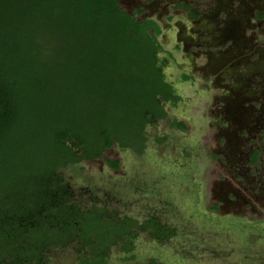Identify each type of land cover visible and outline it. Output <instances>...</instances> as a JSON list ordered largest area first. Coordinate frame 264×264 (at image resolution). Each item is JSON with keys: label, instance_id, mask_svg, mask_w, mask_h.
<instances>
[{"label": "rangeland", "instance_id": "1", "mask_svg": "<svg viewBox=\"0 0 264 264\" xmlns=\"http://www.w3.org/2000/svg\"><path fill=\"white\" fill-rule=\"evenodd\" d=\"M119 5L141 8L140 17L160 24V67L179 99L164 103L166 118L145 124L140 150L114 144L99 158L59 169V176L77 194L89 187L104 197L108 212L155 215L177 228L175 237L162 242L140 233L125 264H264V0ZM126 91L140 98L137 89ZM99 93L95 89L90 96ZM127 116L125 110L113 119L122 130L130 124ZM172 119L186 128L171 126ZM3 150L2 160L11 151L15 158L22 153ZM104 158L117 160L118 167ZM76 247L71 241L47 250L45 264H72ZM108 257L109 264L122 263L117 247Z\"/></svg>", "mask_w": 264, "mask_h": 264}, {"label": "trees", "instance_id": "2", "mask_svg": "<svg viewBox=\"0 0 264 264\" xmlns=\"http://www.w3.org/2000/svg\"><path fill=\"white\" fill-rule=\"evenodd\" d=\"M141 14V8L124 10L119 0H0V154L22 151L0 159V261L45 264L47 250L78 240L89 264H105L106 244L122 240L124 252L133 250L136 221L118 228L100 216L105 209L79 211L57 171L99 158L114 144L140 150L145 124L166 118L164 103L179 99L160 67L162 28ZM95 89L101 93L93 99ZM128 89L140 98L129 97ZM125 110L135 119L127 116L122 130L113 119ZM169 123L186 128L177 119ZM138 228L150 229L159 242L175 234L156 218Z\"/></svg>", "mask_w": 264, "mask_h": 264}, {"label": "flooded vegetation", "instance_id": "3", "mask_svg": "<svg viewBox=\"0 0 264 264\" xmlns=\"http://www.w3.org/2000/svg\"><path fill=\"white\" fill-rule=\"evenodd\" d=\"M136 9V8H135ZM113 147V146H112ZM112 147H110V148H106V149H111ZM104 152V151H103ZM103 154V153H102ZM75 164H78V163H74V164H67L66 166H64V168H70L72 165H75ZM111 166V165H110ZM112 167V166H111ZM118 167V166H117ZM113 168V167H112ZM65 178V177H64ZM68 187H69V189H70V192H69V199H68V202H77V203H81V204H79L78 206H79V211H86V212H89L90 214L92 213V211H93V206L95 205L96 207H98V208H100V209H105L106 211H105V213L107 214V215H103V214H101L100 216L102 217V218H104V219H111V220H113L115 223H117L116 224V227H120V226H125V225H128V221H130V220H135L136 221V227L135 226H132V228H131V230L132 229H134L136 232H137V235H136V237H135V239H134V241H133V250H131L130 252H124L122 249H121V246L123 245V241L122 240H120V241H118V243H111V244H106V250H105V264H109V252H110V249L112 248V246L115 248V247H117L118 249H119V251H120V253H121V255L123 256V259H122V263L121 264H125L126 263V261H129V259L130 258H132L131 257V255H133L134 254V250L136 249V240H137V238H138V236H139V234L140 233H142V232H147L148 234H149V231H150V229H144V230H139V226H141V225H143V223L145 222V221H147V220H150L151 218H156L157 219V222L159 223V224H161V225H165V226H167V227H173V228H175V234L174 235H172V236H170V237H168L166 240H168V239H170V238H173V237H175L176 236V234H177V228L176 227H174V226H169V225H166V224H164L163 222H162V220L160 219V218H158L157 216H155V215H150V216H148V217H143V218H137V217H135V216H132V215H130V214H128V213H126V212H124V211H120L119 213H117V212H115V211H110V212H108V210H107V208H105L106 207V204L104 203L105 202V199H104V197H102V196H98V195H96V193L95 192H93L89 187H82V193H79V194H77L76 192H75V189L74 188H71L70 187V185L68 184ZM85 188H86V190H85ZM105 192H108V191H106L105 190ZM103 195V194H102ZM104 195H107V194H104ZM81 200H86V201H84V202H80ZM111 212H113V213H115V216H109L108 215V213H111ZM89 217H91V215H88ZM71 218V217H70ZM82 218L83 219H85L86 220V215H84V216H82ZM73 217H72V221H73ZM74 225L75 224H77L78 223V219H75L74 220ZM67 224V226L65 225V226H63L62 228L63 229H67V228H69L70 227V224H71V222L69 221V223L67 222L66 223ZM78 229H80L79 227H77ZM154 240H156V239H154ZM157 241V240H156ZM159 242V241H158ZM70 243V242H69ZM69 243H67V244H69ZM76 260L72 263V264H89L91 261H92V259H90V257H89V254H87L86 252V250L85 249H82L83 247L81 246V241H76ZM85 248V247H84ZM81 251H80V250ZM83 254H87L86 256H85V258L84 257H82V255ZM29 257V256H28ZM28 257H27V261L28 262H31V261H29L28 260ZM130 257V258H129ZM157 263H161V262H158V261H156ZM29 264H31V263H29Z\"/></svg>", "mask_w": 264, "mask_h": 264}]
</instances>
